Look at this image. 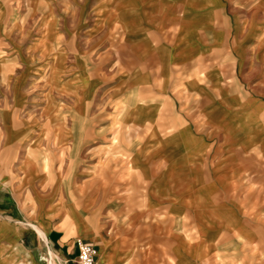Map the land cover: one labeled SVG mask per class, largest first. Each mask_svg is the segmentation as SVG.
Listing matches in <instances>:
<instances>
[{
  "label": "crops",
  "instance_id": "0c3cea01",
  "mask_svg": "<svg viewBox=\"0 0 264 264\" xmlns=\"http://www.w3.org/2000/svg\"><path fill=\"white\" fill-rule=\"evenodd\" d=\"M31 1L37 39L0 54V264L76 263L78 238L97 264H264V0Z\"/></svg>",
  "mask_w": 264,
  "mask_h": 264
},
{
  "label": "rangeland",
  "instance_id": "374dc122",
  "mask_svg": "<svg viewBox=\"0 0 264 264\" xmlns=\"http://www.w3.org/2000/svg\"><path fill=\"white\" fill-rule=\"evenodd\" d=\"M32 7L31 0H0V54L10 65L18 63V57L24 55L16 52V48L25 50V47L33 43L40 33L41 21L33 19ZM37 11L41 12L40 6ZM8 104L9 101L3 102V107ZM243 263L251 262L246 260ZM50 264L55 263L51 260ZM72 264H76L75 258ZM209 264H226V262L211 260Z\"/></svg>",
  "mask_w": 264,
  "mask_h": 264
},
{
  "label": "built area",
  "instance_id": "2783aa9c",
  "mask_svg": "<svg viewBox=\"0 0 264 264\" xmlns=\"http://www.w3.org/2000/svg\"><path fill=\"white\" fill-rule=\"evenodd\" d=\"M78 255L77 264H97L98 249L97 247L82 238L77 239Z\"/></svg>",
  "mask_w": 264,
  "mask_h": 264
}]
</instances>
